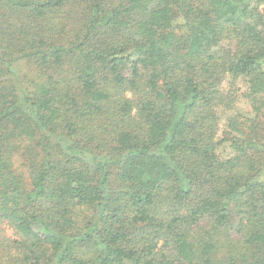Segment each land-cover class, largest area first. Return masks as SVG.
Here are the masks:
<instances>
[{"label": "trees", "instance_id": "trees-1", "mask_svg": "<svg viewBox=\"0 0 264 264\" xmlns=\"http://www.w3.org/2000/svg\"><path fill=\"white\" fill-rule=\"evenodd\" d=\"M0 264H264V0H0Z\"/></svg>", "mask_w": 264, "mask_h": 264}, {"label": "rangeland", "instance_id": "rangeland-1", "mask_svg": "<svg viewBox=\"0 0 264 264\" xmlns=\"http://www.w3.org/2000/svg\"><path fill=\"white\" fill-rule=\"evenodd\" d=\"M242 115L244 117H252L253 116V112H252V107L250 102L248 101L247 98L241 96V94H238V100L237 103L235 105V107L230 110V111H221L220 115H221V123H220V130L223 131L226 128V122H227V118L233 116V115ZM218 153L220 156L222 157H227L229 155H231L232 150L231 148L227 145V144H221L218 146L217 149Z\"/></svg>", "mask_w": 264, "mask_h": 264}]
</instances>
